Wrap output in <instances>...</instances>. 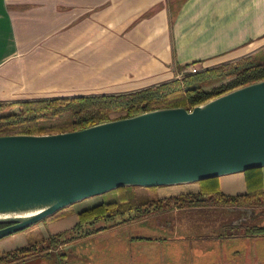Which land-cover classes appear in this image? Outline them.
Returning <instances> with one entry per match:
<instances>
[{
    "label": "crops",
    "instance_id": "1",
    "mask_svg": "<svg viewBox=\"0 0 264 264\" xmlns=\"http://www.w3.org/2000/svg\"><path fill=\"white\" fill-rule=\"evenodd\" d=\"M262 47L264 0H0V102L137 90L178 77V66L210 67ZM218 184L229 195L246 190L243 172ZM197 191L187 183L158 195ZM85 208L69 206L38 228L44 237L72 229ZM118 222L86 235L104 241L66 243L70 253L61 244L43 264H264V234L223 236L228 227L264 226V206L187 207ZM27 239L24 231L0 239V253Z\"/></svg>",
    "mask_w": 264,
    "mask_h": 264
},
{
    "label": "water",
    "instance_id": "2",
    "mask_svg": "<svg viewBox=\"0 0 264 264\" xmlns=\"http://www.w3.org/2000/svg\"><path fill=\"white\" fill-rule=\"evenodd\" d=\"M264 167V79L190 110L51 134L0 135V239L86 198Z\"/></svg>",
    "mask_w": 264,
    "mask_h": 264
},
{
    "label": "trees",
    "instance_id": "3",
    "mask_svg": "<svg viewBox=\"0 0 264 264\" xmlns=\"http://www.w3.org/2000/svg\"><path fill=\"white\" fill-rule=\"evenodd\" d=\"M178 66L181 75L137 90L72 97L25 99L0 102V135L51 134L80 130L98 123L131 117L161 108L183 107L190 110L240 86L264 79V47L230 62L188 70ZM246 190L229 195L220 190L218 178L199 182L197 192L160 197L158 187H120L116 200L99 202L77 213L72 229L44 237L37 222L24 232L27 244L0 253V264H28L30 260L57 251L59 245L92 234L100 228L81 233L84 226L111 220L118 216L140 218L166 210L206 206H264V167L243 172ZM127 190H131V194ZM134 190V191H133ZM136 190V191H135ZM69 207L51 216L52 219L70 213ZM128 220V219H126ZM3 225L0 224V227ZM240 229L243 231L240 232ZM80 233H76V232ZM75 233V235H72ZM225 237L264 234V226L228 227Z\"/></svg>",
    "mask_w": 264,
    "mask_h": 264
},
{
    "label": "rangeland",
    "instance_id": "4",
    "mask_svg": "<svg viewBox=\"0 0 264 264\" xmlns=\"http://www.w3.org/2000/svg\"><path fill=\"white\" fill-rule=\"evenodd\" d=\"M197 68H199V66H196ZM188 69H190V68H188ZM181 75V73H176V75L175 76H180ZM171 186H175V185H171ZM162 187H166V186H159L158 187V189H160V188H162ZM158 189H157V192H158ZM128 191V193H130L131 192V190H127ZM134 191V190H133ZM136 191V190H135ZM131 194V193H130ZM119 196H118V194L116 193V192H114V191H110V192H107V193H105V194H102V195H96V196H92V197H89V198H86V199H84V200H82V201H79V202H76V203H74L73 204V206H76V207H83V206H85V207H90V206H92V205H94V204H97V203H99L100 201L101 202H103V203H107V202H110V201H113V200H116L117 198H118ZM72 206V205H71ZM126 215H124V216H118V217H115V218H113V219H109V220H106V221H100V222H96V223H93L92 225H87V226H84L83 228H82V230H81V233L83 234L84 233V231L86 232V231H88V230H90V229H92V228H94V229H97V228H101V227H103V226H109V225H113V224H116L118 221H120V220H122L124 217H125ZM54 218H52V219H46V220H42L40 223H38V227L39 226H44L45 225V223L46 222H50V221H52ZM119 223V222H118ZM76 233H80L79 231L78 232H76ZM72 235H75V233H73ZM48 236V235H47ZM46 237V236H45ZM91 238V239H90ZM103 239H105V238H102L101 236H99L98 238H92V236H82V237H78V238H76V239H74V240H72L73 242H81V241H84V242H91V241H96V242H99V241H104ZM72 241H70V242H68V245H70L71 243H72ZM102 243V242H101ZM63 246H65L64 247V249H58V251H60V252H68V253H70V252H73V249L72 250H68L67 251V248H70V246H68L67 248H66V243H64L63 244ZM58 251H50L51 253L50 254H48V255H51V256H53L52 254L54 253V252H58ZM70 255V254H69ZM45 258H47V254L45 253L44 254V256H40V257H38V261H37V259H35V260H30V262L28 263V264H43L44 263V259ZM56 259H57V257L55 256V258H53V260H52V262H51V257H48V259L46 260V262L45 263H55V261H56ZM16 264H21V263H16Z\"/></svg>",
    "mask_w": 264,
    "mask_h": 264
},
{
    "label": "built area",
    "instance_id": "5",
    "mask_svg": "<svg viewBox=\"0 0 264 264\" xmlns=\"http://www.w3.org/2000/svg\"><path fill=\"white\" fill-rule=\"evenodd\" d=\"M197 69L198 68L195 65H193V66L190 67V71L191 72H195Z\"/></svg>",
    "mask_w": 264,
    "mask_h": 264
}]
</instances>
